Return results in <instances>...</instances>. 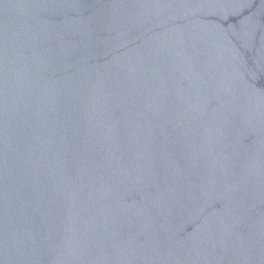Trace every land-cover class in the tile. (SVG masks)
<instances>
[{
    "label": "water",
    "instance_id": "obj_1",
    "mask_svg": "<svg viewBox=\"0 0 264 264\" xmlns=\"http://www.w3.org/2000/svg\"><path fill=\"white\" fill-rule=\"evenodd\" d=\"M0 264H264V0H0Z\"/></svg>",
    "mask_w": 264,
    "mask_h": 264
}]
</instances>
